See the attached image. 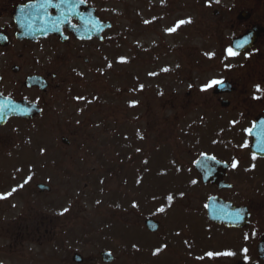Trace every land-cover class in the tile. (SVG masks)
<instances>
[{
    "label": "rangeland",
    "instance_id": "rangeland-1",
    "mask_svg": "<svg viewBox=\"0 0 264 264\" xmlns=\"http://www.w3.org/2000/svg\"><path fill=\"white\" fill-rule=\"evenodd\" d=\"M91 1L100 5L102 16L114 28L107 34L105 46L90 45L93 60L87 77L89 103L82 104L77 109L79 116L71 119L77 114L76 108L67 106L68 113L57 120L59 135L36 133L31 126L19 122L0 129V194L16 189L7 199L0 200V264H52V260L54 264H73L75 254L83 257L82 264H103L100 254L104 251L114 255L113 264H123L125 258L129 264H198L195 260L199 235L211 237L216 231L211 227L210 231L204 230L205 219L199 216L201 197L192 171L200 139L198 130L213 131L210 120L213 116H225L226 110L219 103L204 101L209 99L207 93L211 88L202 89L212 80L222 81L225 75L219 68L221 64L241 63L227 53L232 39L244 31L237 16L243 10L255 12L256 18L252 17L248 25L262 24L264 0H119L120 6L112 5L111 0H102L106 4ZM189 19L191 23L180 24L174 32L166 31L178 21ZM260 47L264 48V40ZM122 57L125 62H120ZM198 59L204 63L199 82L191 65ZM142 64L143 68L139 66ZM227 77L230 85L239 77L244 78L239 74ZM209 103L214 105L208 106ZM25 135L30 140H22ZM63 135L71 141V147H61ZM37 138H46L48 143L40 159L45 158V150L58 155L56 161H49L52 164L26 161L40 156L38 147L32 153L28 151ZM123 156L127 159L124 184H118L114 176H118L117 165L126 161ZM174 162L177 172L170 165ZM111 164H117L112 175ZM159 164L161 171L166 169L170 174L161 177L152 194L170 193L180 198L174 200L173 206L166 203V208H173L167 216L159 211L164 205L143 199L148 193L144 188L134 189L130 185L131 180L142 185L153 180V171ZM175 181L179 188L173 189ZM181 182L185 187L180 186ZM40 183L51 188L49 194H39ZM134 215L141 229L148 218L159 222L161 232L156 235L169 240L143 245V254L137 260L140 251L128 249L132 244L127 243L131 229H120L124 221L135 224ZM41 218L49 230L39 238L32 222ZM102 221H108V226L114 221L120 229L109 248L90 226L98 223L102 230ZM140 240L142 244L148 238L139 237ZM232 240L231 233L222 237L225 247ZM170 243L172 249H159ZM206 243L210 247L205 249L215 247L211 238ZM127 251L133 255L126 257ZM156 251L158 254L152 259ZM172 251L178 254L172 257ZM46 256L52 260H46Z\"/></svg>",
    "mask_w": 264,
    "mask_h": 264
},
{
    "label": "flooded vegetation",
    "instance_id": "flooded-vegetation-1",
    "mask_svg": "<svg viewBox=\"0 0 264 264\" xmlns=\"http://www.w3.org/2000/svg\"><path fill=\"white\" fill-rule=\"evenodd\" d=\"M83 1L91 7V0ZM71 9L60 0H51V4L45 0H0V95L42 111L41 116L24 123H33L46 114L56 118L61 97L75 99L86 87L81 84L89 66L91 42H78L65 27L62 38L41 34L44 22L68 20L76 25L75 20L67 19ZM262 17V24H258L261 41L264 12ZM240 24L244 32L256 26ZM238 57L244 63L226 64L224 69L228 75L244 78L233 82L231 94L212 92L204 100L226 101L227 105L225 116H213L210 120L213 131L198 130L197 159L202 160L200 167L204 173L210 170L211 178L205 185L199 175L197 178L204 201L218 198L237 209L244 208L250 224L229 229L214 225L218 236L225 238L231 233L233 240L228 247L222 237L217 240L212 264H264L258 253L259 245L264 244V91H255L256 85L264 89V48ZM65 102L64 109L70 103L68 98ZM217 254L223 255V261H218Z\"/></svg>",
    "mask_w": 264,
    "mask_h": 264
},
{
    "label": "water",
    "instance_id": "water-1",
    "mask_svg": "<svg viewBox=\"0 0 264 264\" xmlns=\"http://www.w3.org/2000/svg\"><path fill=\"white\" fill-rule=\"evenodd\" d=\"M249 17V15L247 13L242 14L240 19H247ZM93 29L91 31V35H95V34H101V32L106 29V28H110L111 25L110 24H104L101 26L100 23L97 22V20H95L94 16H93ZM78 35L81 38H84V36L88 37L90 36V32H89V26L88 24L84 25V22H81V26L79 27V31H78ZM259 36V31L257 29L252 30L251 32H249L247 35H245L244 37L237 39L233 42V49L234 51H236L237 53H242L244 51H246L249 48H252L253 46L256 45L257 43V39ZM241 42H243V46L242 47H237L238 44H240ZM0 110V125H4L6 120L8 119L7 116H11V114H15V113H20V110L17 108V106H8L6 105ZM44 190V189H41ZM228 215L234 214V212H228ZM220 215L219 213L214 212L213 209L210 210V214H209V218L212 221H217L218 216ZM227 219L231 220L232 222H234L231 218L227 217ZM231 223V222H230ZM238 223V222H237ZM235 223V224H237ZM147 226L152 230V231H156L158 229V225H155L153 222H148ZM104 259L105 261H109L110 258L108 255H104Z\"/></svg>",
    "mask_w": 264,
    "mask_h": 264
},
{
    "label": "snow or ice",
    "instance_id": "snow-or-ice-1",
    "mask_svg": "<svg viewBox=\"0 0 264 264\" xmlns=\"http://www.w3.org/2000/svg\"><path fill=\"white\" fill-rule=\"evenodd\" d=\"M45 2L48 3V4H51V0H45ZM60 2H61V4L67 5L69 8L73 7V0H60ZM80 2H83V0H80ZM216 2H219V0H216ZM145 23H148V22L145 21ZM184 23H191V20L189 19L187 21H178L176 26H174L173 28L167 29L166 31L167 32H174L176 30V27H178L180 24H184ZM242 46H243V42H241L240 44L237 45V47H242ZM227 53H228L229 56H232V57H235L236 55H238V53L236 51H233L232 48L227 49ZM208 55L211 56V55H214V54H208ZM120 62H125V58H123V57L120 58ZM165 71H167V69H165ZM215 85L223 86V81L212 80V81L209 82V84L205 85L202 90L206 91L207 89L212 88ZM255 91L259 93V92L264 91V89H262L260 85H256L255 86ZM254 98H256V97H254ZM78 99H81V98H78ZM135 103L136 102H133V104H135ZM253 158H255V157H253ZM210 159L214 160V158H210ZM233 167H235V164L233 165ZM22 186L23 185H21V187ZM15 191H16V189L12 190V192H15ZM12 192H9L7 194H0V200L7 199L9 196L12 195ZM168 199L171 200L172 197L169 196ZM65 211H67V209H65ZM159 211L163 212L164 208L159 209ZM245 251H247V250H245ZM225 255H233V254L232 253H225ZM208 256L211 257V256H213V254L212 253H208Z\"/></svg>",
    "mask_w": 264,
    "mask_h": 264
}]
</instances>
